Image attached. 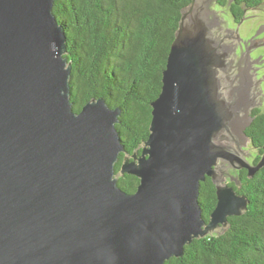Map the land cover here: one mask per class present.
<instances>
[{"label":"water","instance_id":"95a60500","mask_svg":"<svg viewBox=\"0 0 264 264\" xmlns=\"http://www.w3.org/2000/svg\"><path fill=\"white\" fill-rule=\"evenodd\" d=\"M218 1L181 9L148 139L130 157L119 108L98 98L73 110L55 0H0V264H165L246 211L226 169L252 178L264 167V146L256 164L240 150L256 83L234 61ZM125 174L139 179L133 194L118 187ZM206 178L217 199L208 222Z\"/></svg>","mask_w":264,"mask_h":264},{"label":"trees","instance_id":"16d2710c","mask_svg":"<svg viewBox=\"0 0 264 264\" xmlns=\"http://www.w3.org/2000/svg\"><path fill=\"white\" fill-rule=\"evenodd\" d=\"M192 0H55L53 14L66 34L67 61L71 63L70 102L79 113L91 99L102 98L121 114L115 128L130 157L141 153L148 139L151 103L161 92L162 73L181 18V9ZM228 0H219L224 7ZM264 0H232V15L241 18L244 8ZM255 149L252 163L261 159L264 146V110L254 111L245 130ZM114 165L119 173L124 159ZM239 185L228 183L248 200L246 211L228 218L221 234L193 240L179 258L165 264H264V167L248 178L237 174ZM118 187L136 192L139 179L125 174ZM216 189L210 178L200 184L198 203L209 221L216 206Z\"/></svg>","mask_w":264,"mask_h":264},{"label":"flooded vegetation","instance_id":"af4514ba","mask_svg":"<svg viewBox=\"0 0 264 264\" xmlns=\"http://www.w3.org/2000/svg\"><path fill=\"white\" fill-rule=\"evenodd\" d=\"M232 0L227 1V5L221 7L217 4L216 10L224 14L228 26H222L223 34L228 36V43L235 48L233 58L235 63L242 64L247 69L248 75L255 78L252 94L256 98L254 108L251 109L249 116L253 118L254 111L264 110V85L259 84V80L264 78V73H260L264 67V21L257 23L254 18L258 16L264 1L256 8H244L241 18L237 19L229 10ZM264 12V11H263ZM238 27V38H236L235 29ZM252 163V159L249 160ZM226 172L233 171L238 174L239 171L226 169ZM228 183H231L229 181Z\"/></svg>","mask_w":264,"mask_h":264},{"label":"rangeland","instance_id":"374dc122","mask_svg":"<svg viewBox=\"0 0 264 264\" xmlns=\"http://www.w3.org/2000/svg\"><path fill=\"white\" fill-rule=\"evenodd\" d=\"M264 4L262 5V7H261V10H259V14H257L258 16H255V18H254V20L257 22V23H260V22H262V20L264 21ZM222 13V12H221ZM223 14V13H222ZM223 18H224V14H223ZM225 19V18H224ZM264 73V67H263V69H261V71H260V73ZM253 80L254 81H256L255 80V78H253ZM263 83V85H264V78H262V79H260V83L259 84H262ZM240 150L241 151H243V152H245L246 153V156H251L250 158H249V160H251L252 158H253V156L255 155V149L250 145V142H246V141H242L241 142V145H240ZM230 174L232 175V176H234V177H236L237 178V175L236 174H234V172L233 171H230ZM227 182H229L230 180L229 179H227L226 180ZM219 232H217V233H215V234H218ZM221 233V232H220Z\"/></svg>","mask_w":264,"mask_h":264}]
</instances>
